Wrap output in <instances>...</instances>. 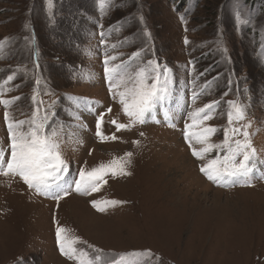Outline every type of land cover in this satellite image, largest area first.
Instances as JSON below:
<instances>
[{
  "label": "rangeland",
  "instance_id": "1",
  "mask_svg": "<svg viewBox=\"0 0 264 264\" xmlns=\"http://www.w3.org/2000/svg\"><path fill=\"white\" fill-rule=\"evenodd\" d=\"M236 4L110 0L101 10L97 0H52L49 10L48 0H0V81L14 74L4 98L20 97L7 110L13 119L27 120L33 95L43 101L46 130L60 133L68 164L61 184L69 191L57 205L18 177L0 176V264H74L58 250L54 218L90 255L92 246L114 256L150 252L143 264H264V0H239L251 17L239 29ZM106 54L118 57L114 64L127 61L134 68L155 59L170 70L169 93L131 130L116 132L110 123L128 120L108 92ZM229 101L244 106L242 123L251 122L257 150L251 186H242L245 178L227 187L209 181L183 137L188 112L216 102L206 124L218 129L211 142L220 143ZM4 111L0 106V147L7 155ZM101 113L102 133L117 140L96 136ZM127 152L130 175L106 176L90 195L73 191L81 168ZM94 200L120 203L98 212Z\"/></svg>",
  "mask_w": 264,
  "mask_h": 264
},
{
  "label": "snow or ice",
  "instance_id": "2",
  "mask_svg": "<svg viewBox=\"0 0 264 264\" xmlns=\"http://www.w3.org/2000/svg\"><path fill=\"white\" fill-rule=\"evenodd\" d=\"M103 10L110 0H97ZM48 8H52V0H48ZM237 29L242 25L251 24V17L242 12V5L237 0L234 15ZM27 28V25L25 26ZM103 33L101 36L103 37ZM145 35H148L145 32ZM184 43L187 45L188 40ZM4 42H0V49ZM115 47V46H113ZM221 50L227 54V49ZM140 53H133L130 59H135ZM118 57L105 55L103 60V72L108 85L111 98L119 104L122 114L128 123H120L111 120L116 132L131 130L136 125L146 122V117L160 105L169 93L171 80L169 69L161 68L155 59H149L146 63L131 68L127 61L119 64L112 63ZM14 74L0 81V106H4V123L8 133V149L0 147V176L6 178H19L30 191L54 199L59 204L69 191L63 187L61 181L68 171V164L63 158L60 150V133L57 130L51 132L46 130L48 120L47 110L43 108V101L36 102V95L32 97L35 108L27 120H15L7 110L20 97L5 99V94L11 91L6 87L14 80ZM37 85L40 80H36ZM47 94V93H45ZM227 94V93H225ZM197 93H193L192 101L195 103ZM87 103V102H85ZM230 110L227 112V126L223 129V140L213 143L212 137L218 129L206 124L213 119V111L216 102L205 104L203 107L195 108L188 112L187 119L190 122L184 124L183 137L191 150V155L198 161H202L200 172L212 183L227 187L235 185L241 178H245L242 186H251L250 173L256 167L257 150L252 143V133L249 131L251 122L242 123L246 120V112L243 105L236 101H229ZM80 106V101H76ZM112 109H107L111 112ZM43 112V114H41ZM104 113H101L96 121V136L100 142L115 141L118 137L113 134L105 136L102 133ZM169 127H175L169 123ZM143 135V133H141ZM138 141H133L137 145ZM200 145L199 148L194 147ZM212 158L209 154L214 152ZM132 153L127 152L123 157L113 158L106 164H100L91 170L81 168L79 179L75 180V191L81 195H90L100 190L105 183V177L126 176L130 173L126 170L131 163ZM119 201H92L91 206L98 212L106 211L108 206H116ZM56 224V244L60 254L74 264H143V261L151 257L150 252H130L114 256L103 254L99 249L93 248L95 255L77 247L82 241L78 237L70 235V230Z\"/></svg>",
  "mask_w": 264,
  "mask_h": 264
}]
</instances>
